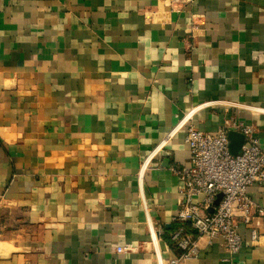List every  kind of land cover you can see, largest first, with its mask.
I'll return each instance as SVG.
<instances>
[{
    "label": "crops",
    "instance_id": "obj_1",
    "mask_svg": "<svg viewBox=\"0 0 264 264\" xmlns=\"http://www.w3.org/2000/svg\"><path fill=\"white\" fill-rule=\"evenodd\" d=\"M230 117L264 147V0H0V264H170L187 126Z\"/></svg>",
    "mask_w": 264,
    "mask_h": 264
},
{
    "label": "built area",
    "instance_id": "obj_2",
    "mask_svg": "<svg viewBox=\"0 0 264 264\" xmlns=\"http://www.w3.org/2000/svg\"><path fill=\"white\" fill-rule=\"evenodd\" d=\"M229 131L244 136L237 154L230 152ZM185 141L189 149L188 165L171 168L180 187L178 208L172 217L176 227L170 233L179 254L170 264H180L194 256L195 239L200 237L221 238L231 254L239 252L245 243L257 244L264 238L259 230V226L264 229V209L255 206L247 192L249 185L264 182V147L255 136V127L234 117L226 118L215 133L188 125ZM164 143L150 151L141 164L142 169ZM218 193H222V197L213 205ZM240 223L248 229V239L239 229ZM185 224L195 231L196 237L186 232ZM127 249L116 247L118 253Z\"/></svg>",
    "mask_w": 264,
    "mask_h": 264
},
{
    "label": "water",
    "instance_id": "obj_3",
    "mask_svg": "<svg viewBox=\"0 0 264 264\" xmlns=\"http://www.w3.org/2000/svg\"><path fill=\"white\" fill-rule=\"evenodd\" d=\"M229 138V149L232 154H237L244 141V136L241 133L235 131H229L228 133ZM222 197V193H218L216 198L213 202V205H216Z\"/></svg>",
    "mask_w": 264,
    "mask_h": 264
}]
</instances>
